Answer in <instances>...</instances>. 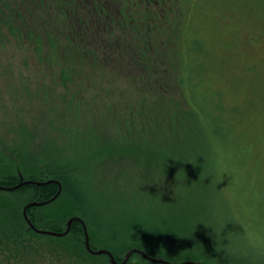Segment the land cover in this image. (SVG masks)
I'll return each instance as SVG.
<instances>
[{
  "label": "rangeland",
  "instance_id": "1",
  "mask_svg": "<svg viewBox=\"0 0 264 264\" xmlns=\"http://www.w3.org/2000/svg\"><path fill=\"white\" fill-rule=\"evenodd\" d=\"M257 1L259 7H254L255 0H174L165 7V34L153 47L149 43L143 49L148 50L150 58L159 60L161 68L172 52L170 74L179 76L178 86L186 106L193 109L201 105L217 117L219 126L227 134L224 152L238 170L235 210L247 222L246 211L253 208L252 223L264 231V0ZM16 2L20 8L31 11L30 25L40 28L43 34L47 30L56 33L58 25L60 42L65 40L64 11L59 12L56 8L60 6L57 0ZM114 8L109 19H117ZM147 8L148 11L143 13L151 15L154 9ZM119 20L124 21L120 16ZM105 29L96 28V35L105 44H99L89 56L90 64L101 62L105 70L93 68L86 72L84 67L74 82L66 86L59 84L58 69L38 62L26 40L0 38V141L6 148L20 150L34 160L37 156L61 150L65 142L75 138L63 154L80 161L87 158L95 182L115 179L121 173L139 172L133 155L100 161L102 135L113 138L126 130L132 138L146 137L139 118L131 122L125 119L132 108H140L141 101L148 105L165 102V99L178 103L180 92L175 86L165 89L159 85L165 77L159 68L150 75V82L155 87L148 85V67L136 58L137 44L142 50L143 37L149 40L147 29L137 34L127 32L119 25L113 28L107 25ZM85 36H88L87 42L92 41L91 35ZM128 36H135L140 41L131 44ZM122 49L127 51L125 55L120 53ZM174 61L179 63L173 65ZM72 95L74 103L78 104L72 103ZM70 107L76 109V114L70 113ZM104 113L107 116H103ZM207 128L211 132V127ZM148 136L158 138L159 134ZM209 143L212 148L213 142ZM89 150L92 155L87 157ZM208 155L210 166L212 150ZM197 177L193 180L189 175L185 176L194 185L203 181L206 201L218 203L223 210L217 216L220 223L210 228L208 234L216 235V231L218 237L221 235L219 245L226 249L236 246L241 251V247L248 248L239 236L228 234L231 229L226 227L227 224L220 232L221 223L231 215L223 198L228 179L215 184L204 180L203 172ZM123 183L113 181L117 186H123ZM160 190L176 210L181 202H192L195 198L193 194L194 197H189L177 185H165ZM141 194L127 188L114 194V198L109 196L113 212L119 213L127 206L126 202L120 201L123 198L141 204ZM129 206L138 208L137 204ZM211 212L212 208H209L208 213ZM77 256L42 239L17 246L0 242V264H106L100 259Z\"/></svg>",
  "mask_w": 264,
  "mask_h": 264
},
{
  "label": "trees",
  "instance_id": "2",
  "mask_svg": "<svg viewBox=\"0 0 264 264\" xmlns=\"http://www.w3.org/2000/svg\"><path fill=\"white\" fill-rule=\"evenodd\" d=\"M16 1L0 0V38L26 40L39 63L59 70L61 86L74 82L84 67L86 72L93 68L105 70L101 62L89 63V56L99 45L74 43L71 38L78 32L71 26L65 27L67 35L64 34L63 42H60L62 38L58 35V25L57 34L49 30L43 34L40 28L30 25L31 11L20 8ZM255 1L254 7H259V1ZM150 46L153 47V44ZM146 47L143 45L140 50L137 46L139 52L136 58L148 67V85L155 87L150 82V75L157 71L156 68L163 70L161 73H165V77L161 81L159 74V85L165 89L171 85L178 88L180 102L165 99V102L148 105L141 101L140 108H132L125 119L131 122L139 118L146 137L132 138L124 130L113 138L102 135L100 144V161L133 155L139 172L121 173L115 179H99L98 183L92 177L93 172L90 175L87 158L80 161L63 154L75 138L65 142L61 150L37 156L34 160L20 150L6 148L0 141V242L17 246L42 239L78 256L111 264L106 255L92 256L86 252L85 229L90 248L93 251L107 250L117 263L124 260L129 250L135 249L150 258L172 264L187 261L196 264H264V255L244 247L241 251L236 246L226 249L219 245L221 235L208 234L210 228L220 223L217 216L223 210L218 203L206 201V184L203 181L194 185L185 176L189 175L193 180L199 178L197 175L209 166L208 154L212 149L209 142L223 148L227 145V134L209 109L205 110L201 105L193 109L186 106L178 86L179 76L170 74L173 53L171 56L166 54L168 59L164 60L165 66L161 68L159 60L150 58L148 50L143 49ZM122 50L120 53L125 55ZM178 63L174 61L173 65ZM71 101L74 103L73 95ZM75 110L69 108L72 115L76 114ZM103 116L107 115L104 113ZM155 133L159 134L158 138L148 136ZM91 146L89 143V148ZM91 155L89 150L86 156ZM143 173L147 174L141 177L139 174ZM52 181L58 182L59 194L57 184L41 185ZM113 181L125 184L117 186ZM165 185L179 186L189 197L195 196L194 201L181 202L177 210L173 209L160 190ZM127 188L142 193L141 204L135 203L138 208L132 209L129 205H135L133 200L123 198L120 201L126 202L128 207L125 206L119 213L113 212L109 196L114 198V194L118 195ZM209 208H212L211 213H208ZM72 218H78L80 222L73 221L63 236L52 237L37 232L63 234ZM226 227L231 229L228 234L240 238L239 227L232 223ZM126 264L155 263L135 253Z\"/></svg>",
  "mask_w": 264,
  "mask_h": 264
},
{
  "label": "flooded vegetation",
  "instance_id": "3",
  "mask_svg": "<svg viewBox=\"0 0 264 264\" xmlns=\"http://www.w3.org/2000/svg\"><path fill=\"white\" fill-rule=\"evenodd\" d=\"M60 6H56L59 12L64 11V18L66 21L65 26H71L72 29H77V36H72L71 40L75 43H90L95 45H103L102 42L96 35V28L105 31L107 25L109 27H115L119 25L127 32L133 34L140 33L147 29L148 39L145 40L143 37V45H150L149 43L155 44L157 39L160 40L161 36L165 34L166 26L164 23L165 7L174 0H57ZM109 2V5H108ZM116 2V3H114ZM151 6L154 11L151 15L143 13L144 10L148 11ZM61 7V8H59ZM117 10L115 15L117 19H109V13L112 8ZM62 10V11H60ZM84 14H83V13ZM119 16L123 19L120 22ZM96 17V18H95ZM122 21V20H121ZM96 22V23H95ZM89 30L91 33L87 34ZM171 32V30H169ZM91 35L92 41L87 42L88 36ZM131 44H137L140 41L135 36H128ZM105 40V39H104ZM141 44V43H139ZM137 46H139L137 44ZM124 53L127 51L122 50Z\"/></svg>",
  "mask_w": 264,
  "mask_h": 264
},
{
  "label": "clouds",
  "instance_id": "4",
  "mask_svg": "<svg viewBox=\"0 0 264 264\" xmlns=\"http://www.w3.org/2000/svg\"><path fill=\"white\" fill-rule=\"evenodd\" d=\"M213 160L210 166L204 170L203 178L208 183H221L225 178L228 179L227 189L224 191V200L230 211V218L226 219L220 225V232L226 224L232 223L239 225L241 228L240 239H242L247 247L255 251L258 255H264V231L257 229L252 223L251 218L254 216V209L249 207L246 211L247 222L241 217L240 213L235 210V202L237 196L238 170L234 164L229 162L224 149L220 145H212ZM214 230V229H213ZM215 231V230H214ZM216 235L217 232L215 231Z\"/></svg>",
  "mask_w": 264,
  "mask_h": 264
},
{
  "label": "water",
  "instance_id": "5",
  "mask_svg": "<svg viewBox=\"0 0 264 264\" xmlns=\"http://www.w3.org/2000/svg\"><path fill=\"white\" fill-rule=\"evenodd\" d=\"M51 183H55V184L58 185V182H56V181H52V182H49V183H42L41 185H47V184H51ZM58 187H59V189H58V193L57 194H59V192H60V186L58 185ZM0 189H2V188L0 187ZM23 216L25 217V210H23ZM73 221L80 222V220L78 218L70 219L67 222V229H66V231L63 234H56V233H49V232H40V231H37V232L40 233V234H43V235H47V236L60 237V236L65 235L69 231L70 226H71ZM84 247H85L86 252L88 254L92 255V256L106 255L109 258V261H110L111 264H126L128 259L130 258V256L132 254H135V253L139 254L142 258H144L146 261L151 262V263H155V264H172V263H169V262L164 261V260L150 258V257L146 256L144 253H142L141 251L135 250V249L129 250L126 253L125 257H124V260L121 263H117L115 261V259L113 258V256L107 250L93 251L90 248L89 241H88V236H87V233H86L85 229H84ZM180 264H196V263L191 262V261H187V262H183V263H180Z\"/></svg>",
  "mask_w": 264,
  "mask_h": 264
}]
</instances>
